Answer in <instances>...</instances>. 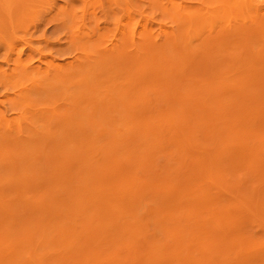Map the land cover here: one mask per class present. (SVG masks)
<instances>
[{"label":"rangeland","instance_id":"374dc122","mask_svg":"<svg viewBox=\"0 0 264 264\" xmlns=\"http://www.w3.org/2000/svg\"><path fill=\"white\" fill-rule=\"evenodd\" d=\"M0 264H264V0H0Z\"/></svg>","mask_w":264,"mask_h":264},{"label":"bare ground","instance_id":"6f19581e","mask_svg":"<svg viewBox=\"0 0 264 264\" xmlns=\"http://www.w3.org/2000/svg\"><path fill=\"white\" fill-rule=\"evenodd\" d=\"M242 1H244V0H242ZM241 2V1H240ZM184 10V9H183ZM183 10H182V12H183ZM203 10V9H202ZM179 13V12H178ZM181 14V13H180ZM182 16V15H181ZM182 17H184V16H182ZM194 21V20H193ZM258 21H259V19L256 21V23H258ZM190 22V21H189ZM233 27V26H232ZM255 30V29H254ZM256 30H258V29H256ZM143 31V30H142ZM139 32V31H138ZM138 35H139V33H138ZM206 41V40H205ZM105 51V50H104ZM222 55V54H221ZM207 62V61H206ZM201 63V62H200ZM203 63V62H202ZM207 64V63H206ZM60 67H62L61 69H63L64 68V66H66V65H59ZM185 98V97H184ZM135 100V99H134ZM137 100V99H136ZM183 103V102H182ZM63 110V109H62ZM172 111V110H171ZM191 115V114H190ZM181 124V123H180ZM145 126V125H144ZM155 128V127H154ZM189 129V128H188ZM149 130H151V129H149ZM200 130V129H199ZM188 131V130H187ZM191 132V131H190ZM153 133V132H152ZM64 135V134H63ZM199 140V139H198ZM174 156V155H173ZM171 161V160H170ZM196 166V165H195ZM22 196V195H21ZM113 217H114V215H113Z\"/></svg>","mask_w":264,"mask_h":264}]
</instances>
